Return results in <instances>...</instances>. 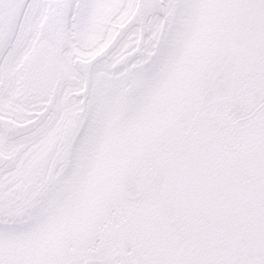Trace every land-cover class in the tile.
<instances>
[{"label":"snow or ice","instance_id":"obj_1","mask_svg":"<svg viewBox=\"0 0 264 264\" xmlns=\"http://www.w3.org/2000/svg\"><path fill=\"white\" fill-rule=\"evenodd\" d=\"M0 264H264V0H0Z\"/></svg>","mask_w":264,"mask_h":264}]
</instances>
